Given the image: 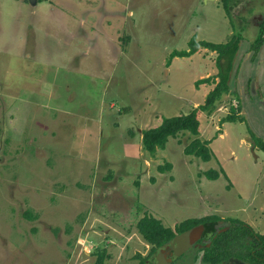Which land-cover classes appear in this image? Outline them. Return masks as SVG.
Masks as SVG:
<instances>
[{"label": "rangeland", "instance_id": "374dc122", "mask_svg": "<svg viewBox=\"0 0 264 264\" xmlns=\"http://www.w3.org/2000/svg\"><path fill=\"white\" fill-rule=\"evenodd\" d=\"M263 14L264 0H0V264H93L101 252L140 264L152 259L144 215L174 228L215 214L221 232L263 233L264 138L244 116L225 120L239 111L229 92L198 114L210 160L184 153L188 132L153 156L140 139L214 88L196 81L218 74L216 51L170 54L233 37L242 54Z\"/></svg>", "mask_w": 264, "mask_h": 264}, {"label": "trees", "instance_id": "16d2710c", "mask_svg": "<svg viewBox=\"0 0 264 264\" xmlns=\"http://www.w3.org/2000/svg\"><path fill=\"white\" fill-rule=\"evenodd\" d=\"M42 1V0H37ZM222 2L227 0H221ZM230 13V10L227 8ZM237 38H232L226 43H213L208 41L189 42L187 50H175L170 54L174 57H189L195 54L200 48L209 49L218 53L219 72L217 75H209L196 81V84L214 83V88L206 95L204 103L194 107L186 114L175 115L172 117H163L158 126L150 127L142 130L141 146L142 149L153 156L158 149H163L170 137H176L178 134L188 132L195 138L185 147L186 155H193L203 161H208L212 157L208 142L201 140L199 112L212 110L215 101L220 95L229 92V71L231 63L238 49ZM264 43V18L260 22L258 36L256 37L251 50L257 51L260 45ZM226 61V65H222L221 60ZM216 77L218 80L216 81ZM222 97V96H221ZM242 116L232 114L225 118L227 121H242ZM261 141V139L259 140ZM260 147L264 150V142ZM166 168H170V164L158 166V170L163 172ZM208 179H217L219 172L208 170L204 173ZM221 218L215 214L205 215L199 218H188L177 224L174 228L165 227L161 221L153 216L144 215L136 223L137 231L142 235L146 242L152 245L150 258L157 252L159 248H163L168 242L173 240L176 234L189 230L197 225L205 227V235L208 234L211 240L209 246L202 248L197 259L201 258L203 264H221L229 258H237L246 264H264V232L257 233L251 230L249 225L244 223L231 222V227L219 232L217 228ZM230 242H243L244 244H228ZM247 242V243H245ZM104 252L97 254L93 264H104ZM196 259V258H195ZM140 264H145L144 260H140Z\"/></svg>", "mask_w": 264, "mask_h": 264}, {"label": "crops", "instance_id": "0c3cea01", "mask_svg": "<svg viewBox=\"0 0 264 264\" xmlns=\"http://www.w3.org/2000/svg\"><path fill=\"white\" fill-rule=\"evenodd\" d=\"M235 60L228 95L232 97V104L239 107L238 114L251 122L255 136L264 138V43L257 51L246 48L242 54L237 52ZM190 264L203 263L199 258Z\"/></svg>", "mask_w": 264, "mask_h": 264}, {"label": "flooded vegetation", "instance_id": "af4514ba", "mask_svg": "<svg viewBox=\"0 0 264 264\" xmlns=\"http://www.w3.org/2000/svg\"><path fill=\"white\" fill-rule=\"evenodd\" d=\"M249 6V4H247ZM261 15V14H259ZM264 15V14H263ZM264 18V16H263ZM253 19H257V17H253ZM260 24V20H259ZM218 228V226H217ZM219 232L220 229H219ZM183 232L176 234L175 238L168 242L163 248H159L157 252L153 255L152 259L145 258L144 262L145 264H173L177 259L179 260L180 258H175L179 257L181 255H184L183 253L190 250V249H197L198 253L199 251L204 248L206 245L209 246L211 244V240L209 238V235H205V227L202 230V233L196 241L189 242L188 239H186L184 236H181ZM208 238V240H207ZM247 243V242H245ZM186 244H192L188 248H184ZM228 244H244L243 242H230ZM165 250V252L160 255V250ZM197 253V255H198ZM196 255V256H197ZM195 256L194 260H197V257ZM233 258V257H232ZM230 259V258H229ZM181 261V260H180ZM228 261V260H227Z\"/></svg>", "mask_w": 264, "mask_h": 264}, {"label": "water", "instance_id": "95a60500", "mask_svg": "<svg viewBox=\"0 0 264 264\" xmlns=\"http://www.w3.org/2000/svg\"><path fill=\"white\" fill-rule=\"evenodd\" d=\"M32 5H35L37 3V0H28ZM237 54V53H236ZM236 54H235V57H236ZM204 226L203 225H197L193 228H190L189 230H186L184 231L181 236H184L186 239L189 240L188 243L190 242H193V241H196L197 239H199L201 233H202V230H203ZM190 245L192 244H186L184 246V248H188L190 247ZM160 255L162 256V254L165 252V250H160ZM221 264H246L245 262L237 259V258H230L228 259V261H224L222 262Z\"/></svg>", "mask_w": 264, "mask_h": 264}]
</instances>
